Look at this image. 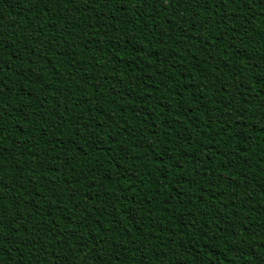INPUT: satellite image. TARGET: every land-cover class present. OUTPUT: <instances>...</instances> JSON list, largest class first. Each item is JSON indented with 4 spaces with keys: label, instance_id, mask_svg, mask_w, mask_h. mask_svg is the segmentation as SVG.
<instances>
[{
    "label": "trees",
    "instance_id": "16d2710c",
    "mask_svg": "<svg viewBox=\"0 0 264 264\" xmlns=\"http://www.w3.org/2000/svg\"><path fill=\"white\" fill-rule=\"evenodd\" d=\"M0 264H264V0H0Z\"/></svg>",
    "mask_w": 264,
    "mask_h": 264
}]
</instances>
